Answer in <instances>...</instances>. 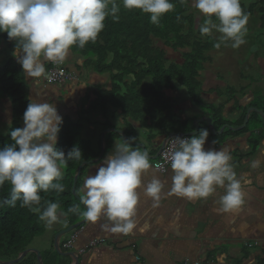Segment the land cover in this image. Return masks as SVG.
<instances>
[{"label": "clouds", "instance_id": "9594fccd", "mask_svg": "<svg viewBox=\"0 0 264 264\" xmlns=\"http://www.w3.org/2000/svg\"><path fill=\"white\" fill-rule=\"evenodd\" d=\"M122 4L127 10L148 14L150 22L157 26L164 15L175 9L172 0H122ZM193 7L203 18L200 34H220L215 48L230 45L238 49L246 43L249 16L241 0H193ZM119 12L117 0H0V33H7L15 42L12 54L26 76L38 81L46 74L45 62L64 64L73 47L83 49L89 42L95 44L106 19L118 22ZM23 119L24 127L10 132L14 143L0 149V187L6 183L10 186V198L0 202V207L5 203L15 207L19 201L21 207L39 213V220L49 228L62 216L73 213L91 223L106 219L108 223L101 224L105 232L131 235L138 226L141 191L153 201L154 208L160 206L162 195L207 200L218 189L223 190L215 201L218 213L238 214L246 204L244 185L251 181L238 176L226 149L205 148L209 138L205 128L190 138H175L178 148L169 157L172 184L167 193L156 176L145 184L144 176L153 164L147 151L131 147L135 138H130L116 143L96 174L84 179L78 189L84 211L74 205L62 213L59 202L51 201L41 210L40 192L62 193L63 170L70 161L81 160L82 152L73 147L65 154L57 148L63 118L55 104L32 100ZM262 163L252 160L250 167L257 169ZM146 228L147 225L140 231Z\"/></svg>", "mask_w": 264, "mask_h": 264}, {"label": "crops", "instance_id": "0c3cea01", "mask_svg": "<svg viewBox=\"0 0 264 264\" xmlns=\"http://www.w3.org/2000/svg\"><path fill=\"white\" fill-rule=\"evenodd\" d=\"M248 49L249 47L247 51ZM252 51L251 49L244 52L246 56L242 58L245 63ZM85 62V58L70 51L64 64L78 78L77 81L63 85L48 84L43 76L38 81L26 76L31 101L41 100L55 104L63 121L69 120L81 127L80 137L90 159L85 161L83 166L81 165L79 188L82 187L88 175L96 174L98 167L114 150L116 143H124L125 140L135 138L131 140V147L135 148L138 143L145 145V151L148 152L150 162L153 164L155 157L172 133L169 126L164 127L167 131L157 127V123L149 116H146V121L136 120L125 116L121 110L110 105L109 108L102 109L103 94L113 88V83L107 74L101 75L95 69L86 67ZM50 63L45 62L46 71ZM208 76L211 75L208 74ZM213 77L211 83L217 86L218 83L213 84ZM237 79L238 85L236 86L241 93L244 89L246 90L245 94L240 93L241 104L246 103L247 105L250 101L255 102L258 99L257 93H261L264 98V93L259 91L264 88L259 87V84L249 92L247 90L254 84L253 81L258 83L264 77L253 79L252 84L244 83L245 85L241 84L238 76ZM220 97H223L219 98V105L223 108V113L227 115H224L225 118L238 120L242 116L238 103L234 101V106L230 102L228 107V96L220 94ZM259 105L263 107V99ZM233 109L235 113H228ZM82 110L90 114L82 115ZM178 114H175L177 119L183 120L195 119L197 121L200 117L212 118L211 114L190 118H182ZM110 115L115 119L116 125L109 121L108 116ZM195 121L191 127L195 128ZM12 123L11 101L7 97L0 96V131L6 133V128L9 130ZM209 128V138L205 148L226 149L232 156V163L238 176H246L251 181L244 185L247 193L246 204L238 214H223L216 211L218 205L215 201L223 193L222 189H218L217 194L207 200H188L162 195L160 206L155 208L152 206L153 201L145 197L141 191L136 217L138 226L131 235L124 236L103 231L101 224L108 223L104 218L91 223L81 215L76 222L72 223L67 215L61 218L60 223L63 225L55 233L72 225H82L76 229L79 234L74 248L67 250L62 242V251L76 252L80 259L79 264H185L187 261L203 264H264V163L257 169L250 167L252 160L264 161V139L254 155L250 156L251 133L229 134L225 137L227 133L225 135L223 133L229 130L225 126L224 132L220 134V130L217 131L215 135L218 137H215L212 135L213 131L210 126ZM260 131L264 132V126L260 128ZM150 135L156 138L150 139ZM212 141H215V144ZM140 150L144 151L142 148ZM153 176L164 183V192L167 193L172 184L171 168L166 173H161L153 166L144 176L145 184ZM84 210L85 206L81 212ZM146 225V230L140 231ZM93 241L101 243L90 247ZM39 250L41 254L44 251L46 254L44 256L42 254L43 258L46 257L49 260L55 254L54 246L50 247L49 243ZM66 261L71 264L69 259L66 258Z\"/></svg>", "mask_w": 264, "mask_h": 264}, {"label": "trees", "instance_id": "16d2710c", "mask_svg": "<svg viewBox=\"0 0 264 264\" xmlns=\"http://www.w3.org/2000/svg\"><path fill=\"white\" fill-rule=\"evenodd\" d=\"M117 2L120 5L119 21L114 22L111 17H108L105 21V28L95 44L89 42L83 49L78 47L71 49L73 54L85 58L86 67L110 77L113 88L103 94L102 109L110 105L121 110L125 116L136 120H145L146 116H149L157 123V127L163 128L164 131H167L164 127L169 126L172 132L189 133L186 131L187 126L189 123L193 124L195 119H177L173 108L169 106L170 92H174V86L178 84L189 89L195 106L205 105L213 109L212 125L216 131L226 126L229 130L223 133V135L227 133L225 137L229 134L251 133L250 156L254 155L264 139V132L260 131V128L264 126L262 116L253 112L245 129L235 131L230 128L241 127L251 107L264 111L263 95L257 93L258 99L255 103L250 101L246 106L238 103L239 110H242V116L238 120L226 119L223 108L220 106L204 104L197 94V90H201L202 87L200 80L203 79L205 72H211L212 68L216 67L214 63L222 61L220 55L224 48L214 47V44L218 42L219 33H214L212 37L200 34L199 25L203 18L197 10L192 9V0H185V3L172 0L175 9L162 17L159 26L150 22L148 14L138 9L127 10L123 7L122 0H117ZM241 6L249 16L247 29L257 26L261 30L258 34L263 36L264 0L253 2L241 0ZM177 17L180 19L178 20ZM14 48L15 42L9 40L7 33H0V96L7 97L11 101L13 111V123L9 132L0 133V149L14 143L10 132L15 128H22L23 115L31 101L29 88L23 77V69L12 54ZM168 50L176 55L180 62L173 61ZM244 52L248 51L240 53L239 61L243 59L242 56H246ZM232 53L230 52L229 56ZM52 66L53 63H50L47 70ZM222 70L225 71V69ZM235 91L241 92L238 91L237 86L236 90L234 88L231 90V92ZM245 93L244 89L242 94ZM234 96L232 94L229 97L233 100ZM262 99L263 107L259 105ZM192 128L194 131V126ZM205 128L210 130L207 122L200 124L199 131ZM80 133V126L69 120L63 121L58 135L57 148L67 154L73 147H78L82 152V158L79 161H70L64 169L63 178L60 181L65 186L62 193H57L55 190L49 193L40 192L41 210L47 206L46 202L51 201L59 202L60 208L67 213V210L74 206L73 202L77 201L72 192L74 178L79 167L90 159L86 154V147L81 140ZM149 137L150 139L156 138L152 135ZM77 188H79V182ZM9 192L10 186L7 183L0 187V202L10 198ZM67 215L72 223L81 217L73 213H67ZM44 234V222L39 220V213L21 207L19 201L15 207L6 203L0 207L1 261L18 258L27 249L33 248L35 239ZM55 255L60 258V264H68L56 252ZM28 259L33 264L38 262L36 254L30 253L18 264H24Z\"/></svg>", "mask_w": 264, "mask_h": 264}, {"label": "rangeland", "instance_id": "374dc122", "mask_svg": "<svg viewBox=\"0 0 264 264\" xmlns=\"http://www.w3.org/2000/svg\"><path fill=\"white\" fill-rule=\"evenodd\" d=\"M245 1L246 2H253L255 0H245ZM192 9L196 10L195 7H193V0H192ZM258 26H259V24H258ZM259 32H261V30L257 26L251 27L250 29H248L247 36H246V43L238 49H233L230 45L229 46H224V45L221 46L224 48V50H222L221 55H220V56H222L221 57L222 61L219 60V63H214V66H216V67L212 68L211 72H205L204 73L203 79L200 80L201 85H202L201 90H199V89L197 90V94L204 101V104H208V105L213 104L215 106H220L219 105V101H220L219 98H223V97H220V94H223L226 97L228 96L227 97L228 98V105L227 106L229 107L230 102H231L230 104L235 106V102L240 103V96H241L240 95L241 92H237V91L231 92V90L233 88L236 90V85H238L237 76L241 80L242 85L252 84L253 79H256L259 77H264V35L263 36L259 35L258 34ZM247 47H249L248 51L251 49L253 51H252L251 56L248 59H246V63H245V61L243 59L241 61H239V59H240V53L242 51H247L246 50ZM230 52H233V53L229 56ZM169 53H170V56L173 59V61L180 62V60L176 57V55H173V53L171 51H169ZM257 62L258 63L262 62V63L260 65H257L256 64ZM230 68H232V69H230ZM222 69H225V71ZM208 74H210L211 76H208ZM213 75H215L213 77V79H214L213 84L218 83L217 86H213L211 83ZM23 77L27 82V77H26V74L24 73V71H23ZM253 83H254L253 85H251L250 87L247 88L248 92L252 88H255L257 86V84H259V87L264 88V79H261L258 83L256 81H253ZM174 87H175L174 93L171 94V102H170L169 106H171L173 108V110L175 111V114L179 113L181 115L180 117H182V118H190V117H194V116H202L204 114L203 112H205L206 116H209L212 113V111H213L212 108H208L205 105L195 106L193 104L192 96H191L188 88L181 86V85H178V84H176V86H174ZM228 90H229V94H228ZM238 91H239V88H238ZM259 91H262L264 93V90H259ZM216 94H217V96H216ZM232 94L235 95L233 97V100H231V98L229 97ZM245 105H246V103H245ZM106 108H109V106ZM228 113L233 114V113H235V110L234 109L229 110ZM81 114L82 115H85V114L89 115L90 113L88 111L82 110ZM224 115H225V113H224ZM225 116H227V115H225ZM108 118H109V121L111 123H115V125H116V121H115V119L112 118V115L108 116ZM100 125H102V124H100ZM190 127H191V124L189 123L188 130H186L187 132H192L193 128L192 127L190 128ZM6 131H7V133L9 132V130L7 128H6ZM0 133L1 134H7L4 132H0ZM212 135L215 137H218V135H215L214 132L212 133ZM89 148H91V147H89ZM63 172H64V170H63ZM73 195L77 199V201L73 202L74 205H76V203L78 202L77 205H80V209H81V207L83 205L80 204V198L78 197L79 196L78 188L76 189V193H74ZM60 211L62 213H66L61 208H60ZM63 217L64 216H62L61 218H63ZM62 225L63 224H61L59 221L58 223H55L51 228H49L44 223L45 234L40 238L39 237L36 238L32 247H36L39 250V248H43L46 243H49L50 247L54 246V239L56 238V235H57V233H55V232L57 230H59V228H61ZM69 237H70V234L68 235V238ZM42 254L45 255L46 253L44 251H42ZM59 259L60 258L54 254V256L50 260L46 259V257H44L43 263L44 264H56V263H60ZM24 264H33V262L31 263V261H29V259H28L27 262H25Z\"/></svg>", "mask_w": 264, "mask_h": 264}, {"label": "water", "instance_id": "95a60500", "mask_svg": "<svg viewBox=\"0 0 264 264\" xmlns=\"http://www.w3.org/2000/svg\"><path fill=\"white\" fill-rule=\"evenodd\" d=\"M255 112V113H258L262 116V118L264 119V112L258 108H255V107H251L248 111V114L246 116V119H245V122L244 124L239 127V128H230L232 130H235V131H240V130H243L247 127L248 123H249V120H250V117H251V114ZM204 122H207L208 125L211 127V129L213 130V132L215 134H217L218 132L215 130V127L212 125V118H209V117H203V118H200L196 121L195 123V129H194V132L192 133H185V132H172L170 134V136L167 138V140L169 138H171L172 136H177V137H182V136H192V135H196L199 133V129H200V124L201 123H204ZM225 130V127H223L221 130H220V134H222ZM166 140V141H167ZM137 146H139L140 148H142L144 151H145V145L143 144H136ZM165 146H163L161 148V150L159 151V153L157 154V156L155 157V159H157L160 155V153L162 152V150L164 149ZM83 166V165H82ZM82 166L79 167L78 169V172L76 173L75 175V178H74V182H73V187H72V192L73 194L76 193V189H77V182H78V179H79V176L81 174V170H82ZM79 197V196H78ZM80 198V197H79ZM82 224H76V225H72L70 227H68L67 229H64V230H61L60 232L57 233L56 235V238L54 239V249H55V252L57 254H59V256H61L64 260L69 259L71 261V264H79L80 262V259H79V256L76 254V252H63L62 249H61V243L66 239V237L71 234L72 232H74L77 228H79ZM30 253H35L36 256H37V260H38V264H44L43 263V256L40 252V250L38 249H35V248H29L27 249L25 252H23L22 254H20V256L14 260H11V261H1L0 260V264H18L20 263L22 260H24V258L30 254ZM56 264H60V263H56Z\"/></svg>", "mask_w": 264, "mask_h": 264}, {"label": "built area", "instance_id": "2783aa9c", "mask_svg": "<svg viewBox=\"0 0 264 264\" xmlns=\"http://www.w3.org/2000/svg\"><path fill=\"white\" fill-rule=\"evenodd\" d=\"M43 77L48 84H52V85H63V84L71 83L77 81L78 78V76L73 72H70L64 66V64L61 65L53 64V66L46 71V74ZM175 138H177V136H172L166 141L164 149L160 153L159 157L153 163L154 168L161 173H166L171 168L169 161L170 154L176 151L178 148V144ZM180 138H190V137L182 136ZM78 234L79 233H77V231L71 234L70 237L65 240L63 247L67 250H72L74 248V244L77 240ZM99 243L101 242L93 241L90 247H94ZM185 264H202V263L201 262L190 263L187 261L185 262Z\"/></svg>", "mask_w": 264, "mask_h": 264}, {"label": "bare ground", "instance_id": "6f19581e", "mask_svg": "<svg viewBox=\"0 0 264 264\" xmlns=\"http://www.w3.org/2000/svg\"><path fill=\"white\" fill-rule=\"evenodd\" d=\"M188 137H190V136H188Z\"/></svg>", "mask_w": 264, "mask_h": 264}]
</instances>
